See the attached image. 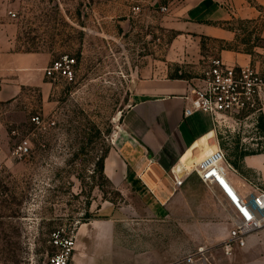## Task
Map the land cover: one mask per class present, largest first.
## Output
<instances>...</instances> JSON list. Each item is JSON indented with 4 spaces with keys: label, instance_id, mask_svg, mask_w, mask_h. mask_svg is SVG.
I'll return each instance as SVG.
<instances>
[{
    "label": "rangeland",
    "instance_id": "obj_1",
    "mask_svg": "<svg viewBox=\"0 0 264 264\" xmlns=\"http://www.w3.org/2000/svg\"><path fill=\"white\" fill-rule=\"evenodd\" d=\"M190 4L0 0L1 9L17 14L20 51L76 59L74 80H50L46 94L36 86L17 92L0 83V264L43 261L53 251L50 238L58 229L78 233L84 224L115 220L116 236L133 235V223L147 219L131 209L140 200L124 197L100 167L123 134V116L134 102L133 80L201 78L222 49L264 48L250 24L233 25L240 29L234 42L178 30L171 14ZM36 115L44 123L32 122ZM216 128L220 147L234 167L264 156V110L241 119L222 117ZM20 143L31 147L21 160L13 155ZM153 219L159 223V246L169 247L170 233L180 234L173 224H165L173 218L162 214ZM219 245L209 248L218 251ZM90 246L91 262L104 264L102 253Z\"/></svg>",
    "mask_w": 264,
    "mask_h": 264
},
{
    "label": "crops",
    "instance_id": "obj_2",
    "mask_svg": "<svg viewBox=\"0 0 264 264\" xmlns=\"http://www.w3.org/2000/svg\"><path fill=\"white\" fill-rule=\"evenodd\" d=\"M189 2L186 9L171 14L178 22V30L234 42L240 29L233 25L250 24L255 28L253 37L264 41V0ZM11 11L14 10L0 8V83L17 92L36 86L46 94L51 81L45 71L57 58L17 48V29ZM218 58L229 65L250 66L264 73L262 47L255 46L251 53L222 49ZM190 80L168 76L133 80L134 102L123 116L122 136L105 157L104 174L124 197L135 195L140 200L131 209L142 212L147 219L133 223V235L116 236L115 220L84 224L77 233L74 264H94L87 253L88 245L102 253L104 264H184L179 261L192 249L215 246L227 238L233 226L230 209L218 192L205 186L196 174L186 173L196 162L183 175L176 170L183 156L201 138L214 133L217 141V128L209 114L184 116ZM229 164L233 168L229 178L240 192L247 191L249 180L259 179L264 187V156L247 159L240 169ZM174 172L184 178L180 187L175 185ZM162 214L173 218L165 224H173L180 233H170L169 247L159 246V223L153 219ZM210 261L264 264V229L258 236H251L249 247L237 250L233 257L211 250Z\"/></svg>",
    "mask_w": 264,
    "mask_h": 264
},
{
    "label": "built area",
    "instance_id": "obj_3",
    "mask_svg": "<svg viewBox=\"0 0 264 264\" xmlns=\"http://www.w3.org/2000/svg\"><path fill=\"white\" fill-rule=\"evenodd\" d=\"M166 11V8H162ZM10 16L15 19L16 12ZM264 49V48H263ZM76 59L63 55L46 69V77L52 81L64 79L74 80ZM264 110V73L253 67L233 66L220 58L211 60L201 78L189 81L185 95L184 116L190 117L197 112L211 116L216 126L222 117L244 118ZM37 125L44 123L40 115L32 117ZM200 163H196L191 171L201 182L218 192L222 202L231 212L232 228L227 238L219 245L218 251L227 257H233L237 250L249 247V238L258 236L264 229V187L259 179L249 180L246 192L240 190L229 178V170L233 169L228 162L226 152L220 147ZM31 147L20 143L13 152L17 159L29 155ZM176 187H180L184 178L173 173ZM53 248L43 261L33 264H74L77 245L75 229L64 228L53 232L50 238ZM211 248L202 246L190 252L182 259L184 264H212Z\"/></svg>",
    "mask_w": 264,
    "mask_h": 264
},
{
    "label": "bare ground",
    "instance_id": "obj_4",
    "mask_svg": "<svg viewBox=\"0 0 264 264\" xmlns=\"http://www.w3.org/2000/svg\"><path fill=\"white\" fill-rule=\"evenodd\" d=\"M217 143L218 142L216 141L214 133H210L209 135L201 138L196 143V145L183 156L181 162H179L180 167L184 170V173H182V175L185 174L190 164H193L195 162L200 163L204 159L209 157L214 151H216L219 147Z\"/></svg>",
    "mask_w": 264,
    "mask_h": 264
},
{
    "label": "trees",
    "instance_id": "obj_5",
    "mask_svg": "<svg viewBox=\"0 0 264 264\" xmlns=\"http://www.w3.org/2000/svg\"><path fill=\"white\" fill-rule=\"evenodd\" d=\"M226 50H237L236 48H226ZM242 52H245V53H251L250 51H242ZM172 78H180V79H183V77H180V76H173ZM104 161H105V158L102 159L101 161V169L104 171Z\"/></svg>",
    "mask_w": 264,
    "mask_h": 264
},
{
    "label": "water",
    "instance_id": "obj_6",
    "mask_svg": "<svg viewBox=\"0 0 264 264\" xmlns=\"http://www.w3.org/2000/svg\"><path fill=\"white\" fill-rule=\"evenodd\" d=\"M176 170H177L179 175H182V173H184V170L180 167L179 164L177 165Z\"/></svg>",
    "mask_w": 264,
    "mask_h": 264
}]
</instances>
